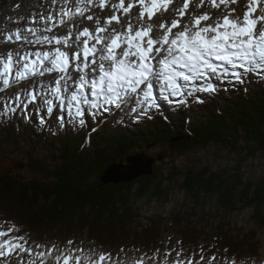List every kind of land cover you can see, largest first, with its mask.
<instances>
[{
    "label": "trees",
    "instance_id": "trees-1",
    "mask_svg": "<svg viewBox=\"0 0 264 264\" xmlns=\"http://www.w3.org/2000/svg\"><path fill=\"white\" fill-rule=\"evenodd\" d=\"M224 86L228 91H221L205 99L204 103L180 104L172 108L174 110L178 107L175 111L170 108L155 109L149 114L152 118L145 116L138 121L118 113L110 121L93 117V122L92 119H86L81 128L77 126L76 120L70 126L65 124L60 127L53 124L55 122L51 116L46 119L51 127H47L38 124L33 114L30 119H25L22 115H16L14 118L10 115H0V137L1 133L8 137L5 142L0 139V162L2 163L8 154V140L13 139L17 148L27 146L25 155L28 165L37 175V178L25 179L22 175L14 173V169H0V206L7 209V203L11 202L15 207L12 206L10 210L19 212H22L24 207L31 206L30 202L39 207H46L44 217V208L42 210L41 207L37 208V216L47 225L82 214L96 216L100 221L104 218L110 231L114 230L115 233L125 228V233L120 234V239L119 235L115 236L113 247L97 238L92 239L89 232L84 230L90 241L97 242L104 252L119 253L125 245L146 248L156 245L160 248L164 243L165 234H169L170 229L162 233V226L165 225L157 222L161 223L163 218H148L150 222L156 221L154 224L140 223L138 220L141 215L135 206L148 197L163 199L167 196L168 200L170 190L165 191L163 186L166 182L171 183V178L166 176L162 179L154 174L152 177L139 178L136 183L103 185L101 177L110 164L126 160L137 146L143 144L163 142L181 155L196 146L204 148L213 142L233 149L239 155L253 157L264 152V75L255 77L253 82L248 78L245 83L237 84L235 88L232 85ZM200 95L208 97L211 94ZM37 146H45L54 151L49 160L53 164L52 167L47 165L48 160L37 156ZM245 162L246 160H240L231 173L212 169L180 174L177 173L180 170L175 171L174 168V171L176 177L182 178V191L194 204L201 203V198L208 196L217 199L221 207L232 212L251 208L254 211V219L264 226V175L259 179L248 178L244 173ZM37 206L31 207L36 210ZM39 209L43 213H40ZM176 218L178 216L173 218L171 229L177 230L170 235L169 244L176 242L174 235L179 236L180 246L187 241L194 246L201 242L194 240L196 236H192L195 223L188 222L190 218L184 216L183 220L187 222L183 224L177 223ZM0 223L12 228L13 235L25 236L30 245L51 244V240H47L48 232H43L47 237L45 239L31 237V231L23 218L13 220L5 216L0 218ZM225 227L223 223L219 225L217 233L221 235L216 237L217 240L212 241L211 245H200L201 256L205 252L206 255L220 254L227 257L224 248L229 249V255L235 256V250L229 246L239 250L257 236V232L253 231L242 239H232L231 231H225ZM250 236L252 240H246ZM68 237L63 236V239L71 238ZM114 241L117 243L114 244ZM232 251L233 253H230Z\"/></svg>",
    "mask_w": 264,
    "mask_h": 264
},
{
    "label": "snow or ice",
    "instance_id": "snow-or-ice-1",
    "mask_svg": "<svg viewBox=\"0 0 264 264\" xmlns=\"http://www.w3.org/2000/svg\"><path fill=\"white\" fill-rule=\"evenodd\" d=\"M169 2L138 0V7L136 4L126 7L125 0H119L123 13L127 14L136 7L141 24L147 26L133 30L129 19L126 21L127 30L120 32L113 28L110 38L99 35L105 31L104 28L94 32L84 28L72 40L71 46L67 39L55 35H43L35 40L24 37L28 44L46 42L49 45L54 43L56 47L53 52H25L15 62L11 53L6 60H0V92L6 90L3 86L15 84L28 76L38 74L43 77L45 73L53 72L60 75L49 85L50 96L32 93L30 98L22 100L19 92L14 93L0 107V115L13 118L22 115L30 119L36 113L37 123L47 127L51 125L47 124L45 117L50 119L56 110L60 113L57 116L59 126H70L74 120L84 125L86 119H104L105 113L112 116L117 112L132 114V118L138 121L145 116L152 118L149 114L152 109L162 107L161 100L172 105L204 103L205 99L228 91L224 85L235 88L237 84L245 83L249 75H264V16H255V7L250 6L242 18L224 16L211 25L202 24L210 18L207 14L202 15L190 29L187 24L180 28L176 22L170 27L163 22L162 13L168 11ZM257 2L253 0V3ZM78 12L81 16L84 14ZM87 19L92 20L93 17L88 16ZM113 20L119 23L117 16L110 17L108 23ZM173 28L177 29L174 33ZM25 30L34 34L32 28L26 27ZM68 35L71 37V32ZM80 36L86 39L80 41ZM20 39L18 30L14 37H8L9 41ZM62 39L65 50L59 46ZM81 43L82 50H77ZM200 94L211 95L205 97ZM37 101L44 115H39L35 108H29ZM12 231H0V238H4L0 239V257L14 253L19 256L26 252L30 257H39L43 264L46 253L39 251L41 245L37 244L34 251L25 236H13ZM51 251L52 248H48V252ZM110 257L111 253L99 255V264H104ZM75 259L80 264L81 258L76 256ZM71 260L72 256L66 255L63 264H71ZM176 264L181 262L177 260ZM232 264H236L235 258H232Z\"/></svg>",
    "mask_w": 264,
    "mask_h": 264
},
{
    "label": "rangeland",
    "instance_id": "rangeland-1",
    "mask_svg": "<svg viewBox=\"0 0 264 264\" xmlns=\"http://www.w3.org/2000/svg\"><path fill=\"white\" fill-rule=\"evenodd\" d=\"M78 1H81L83 4L82 7H79L80 9L78 10L81 12V9H83L82 12L84 13L82 16L79 15V17L83 22H90L91 28L93 30H96L94 29L95 25H92L93 20L87 19L88 16H92L93 18L97 16L99 20L108 22L110 17H112L113 15L117 16V14H120L119 12L121 11L119 8V0H0V60H6L9 53H11L13 62H15L18 59L19 55L28 51H40L41 53L45 51H54V47H56L54 43L52 45H49L45 42L43 44L36 43L29 44L28 46H22L23 44L19 45L6 39V32L14 34L17 30L21 34V38L31 36L25 30L27 26L34 29V34L33 32L31 33L33 35L37 34V36H33L35 37V39L42 35L43 29L47 30V35L48 29H51V34L67 39L68 45L71 46L72 35L74 34V31L71 32V38L67 37L66 31L71 28L72 30L75 29L76 32L78 31L77 33H80L79 30L83 27L81 25L80 28H74L75 19H73V17L79 14L77 10L78 7H76L78 6V3L75 5V3ZM132 1L134 0H125V6L127 7L128 3ZM176 1H178L179 5V8L176 7V9L177 11H179L181 7L179 3H181L183 0ZM236 1L237 0H231L230 3L234 2V4L231 7L230 12L229 10H227V15L225 12L221 15H232L235 17L239 16L240 10L244 8L245 0H239L237 2ZM183 2L186 3L187 0H184ZM225 2H229V0H223V3ZM204 3V0H198V5L193 6L192 9L188 8V10L192 11L191 13H193L197 8H209ZM207 3L208 5H212L214 7L216 5H213V1L211 0L206 1V4ZM248 3L250 2H247V4ZM16 4H19L20 7L16 8ZM107 8L110 9L109 13L107 11ZM169 8L170 6L168 7V9ZM99 9H102L103 11L101 10L100 12ZM235 11H237V13ZM218 12L221 13L220 11ZM135 13L136 9H133V12H128L125 18L139 19L138 15L136 16ZM188 14L190 13H186L185 17H183L181 20H188L189 23L195 21L193 19H187ZM202 14L204 15V13ZM206 14L210 16V13ZM49 17H51V19H49ZM198 17L200 16H196L195 18ZM25 18H27V20H25ZM218 19L221 20L222 17L220 16L214 22H216ZM66 23L68 27L66 26ZM116 24L121 32L124 21H122V25L120 23ZM78 35L76 34V36ZM76 36L73 37L76 38ZM82 40L84 39H80V41ZM59 46L61 47V49L65 48L63 39L61 45ZM80 48L77 50H80ZM20 67L22 68V63ZM255 77L257 76L249 75V81L253 82ZM58 78L59 75L55 72L45 73L43 77L37 74L36 76H28L26 79L18 81L15 84L3 86L6 90L0 92V107H3L5 103L3 101L5 100V95H3L2 97V93L5 94V92H8L10 96L14 93L19 92L22 100L24 98H30V94L32 93L45 94L50 96L51 88L49 87V85ZM13 79H15V76H13ZM159 103L162 105L161 108H170L171 111H175V109L178 108L176 107L173 110L172 108L174 107V105L164 102L163 100ZM29 107H31L32 109H37L39 115H44L43 111L39 109L38 101L29 105ZM154 110L155 109H152L151 112H153ZM191 114H193V112ZM33 115L36 119H38L36 113H33ZM58 115H60V113L58 110H56L52 114V117L55 122L53 124L59 126L60 122L57 120ZM114 116L115 115L109 116L107 113H105L106 118L101 119L103 121H105L106 119L111 120L114 118ZM127 116H129V118H132V114H128ZM47 118L48 117H45V119ZM91 119V121L93 122V117ZM76 121L77 126L81 128L78 120ZM7 138L8 137L6 134L1 133V142H5ZM173 141L175 142V140ZM8 142H10L7 148L8 154L6 155L4 161L2 163L0 162V169H4L6 171H11V169H14V173L22 175L25 179L37 178V175H35L33 173V170L30 169L28 161L26 159L25 151L27 149V146L17 148L16 144L13 143V139L8 140ZM242 144L245 143L242 142ZM36 148L37 156L39 158L48 160L47 165L52 167L53 164H51L49 160L51 159L50 156L54 151L51 149H47V147L45 146H37ZM17 149H19L20 152H18ZM136 150V152L134 151L133 154H130L128 157L143 154L152 158L154 161L152 164L154 168L153 175L156 174L162 179L168 176V178H171L172 180L171 183L166 182L163 186L165 191L170 190V197L168 200L166 198L167 196H164L163 199H153L151 197H148L147 199H143L136 204L135 207L141 215L138 221L146 225L151 223L154 224L156 222H150L148 218H153L154 220H157V218H163V220H161L162 222H157V224L163 223L162 225H165L166 228L162 226V233L165 230L168 231V229H170V233L165 234L163 238L164 243L160 246V248H157V246L155 245L151 248L145 249L139 247L130 249L129 246L125 245L127 246L126 250L120 251L119 255H111L109 259H106L104 264H138L139 261H142V264H176L177 260H179L181 264H187V262L189 261H191L192 264H232V258H235L236 264H264V226L262 223V225H260L259 222L254 219L253 209L241 208L237 212H232L221 207L217 199L208 196H203L201 198V203L199 202L197 204H194L191 200H189V197H187L181 189L180 185L182 184V178L175 176V171L178 170H180L179 172H177L179 174L180 172L183 173L187 171H199L204 169H212L217 172L231 173L237 163L243 159L246 160V162L244 163V173H246L247 177L259 179L264 175V152L257 153L253 157L245 154L239 155L233 149L221 146L217 144V142H213L204 148L196 146V148L194 147L193 150L186 153L185 155L176 153L174 150L169 148L168 145L163 144V142L160 144H143L141 146H137ZM121 161H124L125 164H128L126 160ZM145 161L147 162L148 160L146 159ZM117 162L119 163L120 161ZM153 175L142 177H152ZM136 180L131 183H136ZM7 204H9L7 205V209L4 208L5 206H0V218H5V216L13 220L16 218L17 220H22L23 218L27 222L28 230L31 231V237L36 239H45L47 237L45 234H43V232L49 233L47 240H51L52 244L50 246L40 247L39 249V251H43L46 253L45 257L43 258V264H63V260L66 255L72 256L71 264H77L75 259L76 256H79L81 258L80 264H99L98 257L99 255L104 253H102L97 248L92 247L94 242L91 243L90 238L87 237V235L84 233V230L89 232L92 239L97 238V240H100L107 245H110L111 247H113L112 241L114 240L115 236L117 237V235H119L120 239L121 235H124L125 233V228H121L120 231H116V233L114 230L110 231V227L105 222L104 218H102V221H100L99 218L92 215L85 216L81 214L79 217H75L69 220L63 219L57 224L54 223L47 225L42 221V218L40 216H37V214H39L37 212V208L41 207L43 210V206L39 207L37 205H33L34 203L30 202L31 206H37L36 210H34L31 206H28L31 207V209L26 206L24 207L25 209L23 208V210H21L22 212H19L16 210H10L12 206L15 207L14 205H11V202ZM45 208L44 213L41 211V209L38 210L40 211V213H43L42 217H44L45 215ZM25 210H27V212H24ZM28 211H32L33 213H30ZM176 216H178V218H176L177 223L183 224L187 222V220H183L184 216L190 218L188 222L192 221L193 223H195L194 229L192 230L194 231V233H192V236H196V238L200 236L197 239L194 238V240H201V242L194 246V244L190 243V241H187L183 243L182 246H180V243L178 241L180 240L179 236L174 235L175 237L173 239L176 240V244H173L172 241V243L169 244L170 235L174 233L175 230H177L171 229L173 227V218H175ZM221 223L225 224V231H231V236L233 237L232 239H242L246 235H250L253 231L257 232V236L255 239H253V241L249 242L250 244L239 250H236L235 248L229 246V248L233 249V251L235 250V256L229 255V249L227 248L226 253L223 252V254H227V257L225 255H218L219 257H222L223 260H220L219 257H216L215 260H212L211 257H213L214 255H206L205 252L202 255L203 259L201 260L202 248L200 245H211L212 241L217 240L216 237L221 235H218L217 233L218 229H220L219 225H221ZM0 231L6 232L8 231V227L0 224ZM66 235L75 240H71L72 243L69 244L66 239H63V236ZM131 240H133V238ZM246 240H252V236L248 237V239ZM116 241H114L113 243L116 244ZM115 247L118 248L117 246ZM48 248H52V251L48 252ZM74 249H82L83 251L74 252ZM155 249L158 250H156L155 252ZM33 250L35 251L36 248H33ZM233 251L230 253H233ZM178 252L180 253L179 256H177ZM220 253L222 252L220 251ZM57 257H59L60 259L58 260ZM226 260L229 263H227ZM21 261H23L24 264H41V260L39 257H30L26 252L22 253L19 256L14 253L9 257H0V264H21Z\"/></svg>",
    "mask_w": 264,
    "mask_h": 264
},
{
    "label": "bare ground",
    "instance_id": "bare-ground-1",
    "mask_svg": "<svg viewBox=\"0 0 264 264\" xmlns=\"http://www.w3.org/2000/svg\"><path fill=\"white\" fill-rule=\"evenodd\" d=\"M184 1V0H183ZM181 2V3H179L180 5H181V7H180V10L179 11H177V9H176V7L177 8H179V5H178V1H176V0H170V2H169V5H168V7L170 6V8L168 9L169 11L166 13V12H164V13H162V20H163V22L167 25V26H171V24L173 23V21H175V20H177V21H180V23H181V25L179 26L180 28H183L184 27V25L185 24H187L188 25V27L191 29V28H193L195 25H194V21H192L191 23H189L188 22V20H185V21H182L181 19L183 18V17H185V15H186V13H190V14H188L187 15V19H193V20H196L197 18H195L196 16H202L203 14L202 13H204V15L206 14V13H210V18H209V20H207V21H203L202 22V24H208V25H211V24H214L215 22V20L217 19V18H219L220 16L223 18L224 16H226L227 15V10H229V12H230V10H231V7L233 6V4H234V2H232V3H230V1L231 0H229V2H225V3H223V0H216V5H215V7L214 6H212V5H208V3L206 4V1H208V0H204L205 1V5L206 6H208L209 8H205V9H203V8H197V9H195L194 10V12L193 13H191L192 11H189L188 10V8H190V9H192L193 8V6H196V5H198V0H187V2L186 3H184V2ZM211 1H213V0H211ZM237 1H239V0H237ZM236 1V2H237ZM134 2V3H133ZM247 2H250V3H248L247 4ZM78 3V6H76V7H78L77 8V10L78 9H80L81 7H82V2L80 1H78V2H76L75 3V5ZM111 3V2H110ZM131 3H133V4H136L137 5V7H138V0H134V1H132V2H129L128 3V5L129 4H131ZM79 4H80V6H79ZM127 5V6H128ZM255 5H257L258 6V8H257V11H256V13H255V16H264V1H261V0H258V2L257 3H253V1H251V0H245V4H244V8L243 9H241L240 10V14H239V16L238 17H240V18H242L243 17V15L248 11V9H249V7L251 6V7H255ZM80 7V8H79ZM211 8V9H210ZM213 8V9H212ZM114 9V8H113ZM133 9H136V7H133L132 8V12H133ZM101 10L102 9H99V11L101 12ZM106 10V9H105ZM104 10V11H105ZM112 10V9H111ZM171 10V11H170ZM226 10V11H225ZM83 11V9H81V12ZM103 11V10H102ZM107 11H108V13L110 12V9H108L107 8ZM116 11V10H115ZM119 11V10H118ZM131 11H129V12H131ZM218 11H220L221 13H219ZM226 13V15H221V14H223V13ZM236 13H237V11H235ZM120 14H117V16H118V18H119V23L122 25V21H124V25H122V31L124 32V31H126V28H127V24H126V21H128L129 19L128 18H125V16H126V14L125 13H123L122 11H120L119 12ZM174 13H175V15H174ZM235 13V14H236ZM136 16L138 15V13H137V9H136ZM192 14H193V16H192ZM113 16H116V15H113ZM229 18H235V16H232V15H229L228 16ZM138 18H139V16H138ZM73 19H75V27H80L81 25L83 26L82 28H81V30H83L84 29V27L85 28H88V27H91V23L89 22V23H87V22H83L82 21V19L79 17V16H74L73 17ZM145 20H147V18L145 17L144 18ZM153 19H155V18H153ZM108 20V19H107ZM222 20V19H221ZM130 21H131V24H132V27H133V30H136L138 27H146L147 25L146 24H141V21H140V18L139 19H130ZM83 23H84V25H83ZM85 23H87V24H85ZM117 22L115 21V20H113L112 21V23L110 24V23H108L107 21H103V20H99L98 18H97V16L95 17V18H93V22H92V25L94 26L95 25V28L94 29H99V28H105V32L104 33H102V34H99L101 37L102 36H104L105 37V35L107 36V34H108V32H112V29L113 28H116V30L117 31H120L119 30V27L117 26V24H116ZM258 27H259V25H258ZM153 28L155 29V25H153ZM89 29V28H88ZM177 29L176 28H173V33L176 31ZM74 31V34L72 35V39H75V37H73V36H75L76 34H77V32L75 31V30H72V29H69V30H67L66 32H67V37L69 38V32H73ZM95 31V30H94ZM121 31V32H122ZM165 31H166V29H165ZM65 33V32H64ZM71 38V37H70ZM80 39H83V38H81V36H80ZM83 41V40H82ZM82 47V46H81ZM61 50H65V48H63V49H61ZM70 71H71V68H70ZM219 83V82H218ZM241 194V193H240ZM156 250V249H155Z\"/></svg>",
    "mask_w": 264,
    "mask_h": 264
},
{
    "label": "water",
    "instance_id": "water-1",
    "mask_svg": "<svg viewBox=\"0 0 264 264\" xmlns=\"http://www.w3.org/2000/svg\"><path fill=\"white\" fill-rule=\"evenodd\" d=\"M148 160L147 162L145 160ZM124 161L113 162L101 177L102 184L131 183L142 176H151L154 173L153 159L143 154L133 155ZM131 163V164H129Z\"/></svg>",
    "mask_w": 264,
    "mask_h": 264
}]
</instances>
